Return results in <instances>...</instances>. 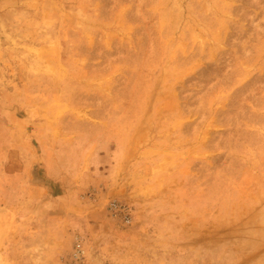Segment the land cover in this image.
<instances>
[{
	"label": "rangeland",
	"instance_id": "obj_1",
	"mask_svg": "<svg viewBox=\"0 0 264 264\" xmlns=\"http://www.w3.org/2000/svg\"><path fill=\"white\" fill-rule=\"evenodd\" d=\"M0 197V264H264V0H0Z\"/></svg>",
	"mask_w": 264,
	"mask_h": 264
},
{
	"label": "crops",
	"instance_id": "obj_2",
	"mask_svg": "<svg viewBox=\"0 0 264 264\" xmlns=\"http://www.w3.org/2000/svg\"><path fill=\"white\" fill-rule=\"evenodd\" d=\"M21 198L22 197H16V199H15V197H13V200H16L17 203H13L11 205H7L8 206L7 207L4 204V201H3L2 197H0V230H2V227H1L2 226V224H1V216H5L6 212H8V211L9 212L10 211L11 212H16V208H21L22 209L23 206L29 205L34 197H24L22 199ZM7 214H9V213H7Z\"/></svg>",
	"mask_w": 264,
	"mask_h": 264
},
{
	"label": "built area",
	"instance_id": "obj_3",
	"mask_svg": "<svg viewBox=\"0 0 264 264\" xmlns=\"http://www.w3.org/2000/svg\"><path fill=\"white\" fill-rule=\"evenodd\" d=\"M79 247V246H78Z\"/></svg>",
	"mask_w": 264,
	"mask_h": 264
}]
</instances>
